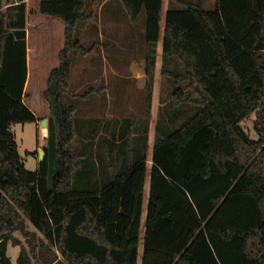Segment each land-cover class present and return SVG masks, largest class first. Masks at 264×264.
Wrapping results in <instances>:
<instances>
[{
  "label": "trees",
  "instance_id": "trees-1",
  "mask_svg": "<svg viewBox=\"0 0 264 264\" xmlns=\"http://www.w3.org/2000/svg\"><path fill=\"white\" fill-rule=\"evenodd\" d=\"M121 2L132 20L146 13L155 65L163 0ZM86 5L31 0L29 9L21 3L0 14V264H14L10 245L21 246L17 264H138L141 245V264H264V0H216L214 9L197 0L168 10L163 60L183 71L163 73L199 91L185 100L201 109L178 128L158 129L150 172L136 148L137 158L101 187L77 190V108L67 94L72 52L88 53L76 37L91 16ZM51 17L65 22L66 42L44 93L51 111L45 159L30 171L12 127L39 121L23 101L27 32L48 30ZM252 115L256 140L242 128Z\"/></svg>",
  "mask_w": 264,
  "mask_h": 264
},
{
  "label": "rangeland",
  "instance_id": "rangeland-1",
  "mask_svg": "<svg viewBox=\"0 0 264 264\" xmlns=\"http://www.w3.org/2000/svg\"><path fill=\"white\" fill-rule=\"evenodd\" d=\"M12 1L2 0L1 13L7 15L14 11L4 7ZM166 3L164 13L168 9V0ZM30 4L31 0L28 1V9ZM86 4L85 10L92 17L79 22L76 37L88 53L82 50L72 52V76L67 94L68 103L77 108L73 114L77 136L71 145L81 154L82 160L73 178L77 190L101 187L114 172H119L137 158L136 148L146 152L150 172L158 129L178 128L201 109L198 104L185 100L187 95L198 99L199 91L189 82L175 84L173 78L163 73L167 70L180 74L182 63L179 66L172 59L164 62L157 51V62L149 64L144 11L133 21L121 0H86ZM215 5V0H205L206 9H214ZM176 85L184 91L180 96L174 94ZM177 97L185 101L172 104ZM179 108H182L183 116L176 114ZM165 111L170 115L175 113L173 122L170 115L168 120L165 119ZM255 120L256 116L252 115L242 122V128L251 139L256 140ZM118 124L120 129L116 127ZM12 131L26 168L36 171L40 164V152H45L49 144V122L40 119L38 123L15 124ZM147 183L143 226L149 176ZM27 227L32 234L42 237L29 222ZM15 236L27 245L20 232ZM20 251L21 246L10 245L8 248V256L14 264H17ZM142 251L141 245L138 264H141Z\"/></svg>",
  "mask_w": 264,
  "mask_h": 264
},
{
  "label": "crops",
  "instance_id": "crops-1",
  "mask_svg": "<svg viewBox=\"0 0 264 264\" xmlns=\"http://www.w3.org/2000/svg\"><path fill=\"white\" fill-rule=\"evenodd\" d=\"M28 1L29 0H13L12 2L5 4L4 7L7 6L8 8H10L12 6H16L21 3H24L28 6ZM196 1L197 0H168V5H167L168 9H166V13H164V10H165L164 6L167 3H166V0H163V11H162L163 13H162V20H161V37H160V40L157 46L155 47L156 52L159 51L161 53L162 58H163V41H164V33H165L166 14L168 10L171 9L172 7L182 8L185 6V3H195ZM203 1H204V7H205V0ZM91 17L92 16H90V18ZM90 18L87 20H90ZM136 20H133V21H136ZM50 21H51V25H50V30L48 31H28L27 32L28 76H27V82L25 85L23 101L35 113V115L39 119L38 122H40V119L47 120L49 122L51 111H50L49 104L44 98V93L48 87V78H49L50 73L52 72L53 69L59 66V54L61 50L64 48L65 42H66L65 22L58 17H51ZM144 33L146 34V26L144 29ZM146 45H147V50L149 51L150 48L148 44ZM157 57H158V54H157ZM156 62H157V59H156ZM91 113L92 112H88V115H92ZM176 114L179 116L180 115L183 116L184 112L182 108H179ZM164 115H165V119L168 120V115L170 114L167 113V111H165ZM169 117L173 122V120L175 119V113L173 114L171 113ZM116 127L117 129H120V124H118ZM173 128L174 127H171L170 129H167V130L165 129V130L167 132L168 130H171ZM147 184H146V189H147ZM146 189H145V192H146Z\"/></svg>",
  "mask_w": 264,
  "mask_h": 264
},
{
  "label": "water",
  "instance_id": "water-1",
  "mask_svg": "<svg viewBox=\"0 0 264 264\" xmlns=\"http://www.w3.org/2000/svg\"><path fill=\"white\" fill-rule=\"evenodd\" d=\"M45 152H40V162L44 161Z\"/></svg>",
  "mask_w": 264,
  "mask_h": 264
},
{
  "label": "built area",
  "instance_id": "built-area-1",
  "mask_svg": "<svg viewBox=\"0 0 264 264\" xmlns=\"http://www.w3.org/2000/svg\"><path fill=\"white\" fill-rule=\"evenodd\" d=\"M2 9H3V8H2ZM1 11H2V10H0V14H1Z\"/></svg>",
  "mask_w": 264,
  "mask_h": 264
}]
</instances>
